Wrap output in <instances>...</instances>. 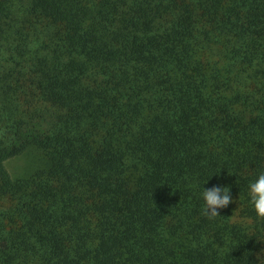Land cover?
I'll return each mask as SVG.
<instances>
[{
	"label": "trees",
	"instance_id": "16d2710c",
	"mask_svg": "<svg viewBox=\"0 0 264 264\" xmlns=\"http://www.w3.org/2000/svg\"><path fill=\"white\" fill-rule=\"evenodd\" d=\"M261 173L264 0H0V264H259Z\"/></svg>",
	"mask_w": 264,
	"mask_h": 264
},
{
	"label": "clouds",
	"instance_id": "9594fccd",
	"mask_svg": "<svg viewBox=\"0 0 264 264\" xmlns=\"http://www.w3.org/2000/svg\"><path fill=\"white\" fill-rule=\"evenodd\" d=\"M248 195L257 218L264 220V173L259 174L258 178L250 183ZM202 197L204 200L203 213L209 219L220 215L218 209L226 208L232 202L228 187L213 186L210 189L204 188ZM257 256L259 264H264V249H261Z\"/></svg>",
	"mask_w": 264,
	"mask_h": 264
}]
</instances>
